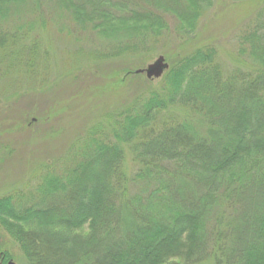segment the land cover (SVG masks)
Masks as SVG:
<instances>
[{
	"label": "trees",
	"instance_id": "16d2710c",
	"mask_svg": "<svg viewBox=\"0 0 264 264\" xmlns=\"http://www.w3.org/2000/svg\"><path fill=\"white\" fill-rule=\"evenodd\" d=\"M28 2L40 9L38 0H0V56L9 50L11 65L24 54L11 46L22 29L5 21ZM51 3L115 42V54L138 56L167 31V17L192 38L212 0ZM237 45L254 71H224L212 47L178 54L156 89L0 197V231L26 264H264V6ZM174 106L186 116L170 115ZM127 153L136 170L126 171ZM3 249L0 264L12 257Z\"/></svg>",
	"mask_w": 264,
	"mask_h": 264
},
{
	"label": "rangeland",
	"instance_id": "374dc122",
	"mask_svg": "<svg viewBox=\"0 0 264 264\" xmlns=\"http://www.w3.org/2000/svg\"><path fill=\"white\" fill-rule=\"evenodd\" d=\"M38 1L40 9L30 1L18 5V10L16 5L5 21L7 28L22 29L11 46L24 54L12 65L9 50L3 56L5 61L0 56V68L9 72L2 75L0 69V197L33 184L39 166L65 158L78 136L105 115L125 108L143 90L156 89L163 76L125 79L126 72L144 69L159 56L169 67L178 54L202 46L215 49L216 61L224 71L234 67L254 71L236 54L237 38L253 22L264 0H212L189 39L177 35V22L167 17V31L153 48L149 46L138 56L115 54V42L72 21L52 0ZM174 108L177 106L170 110ZM169 114L182 117L187 113L178 108ZM124 166L126 171L138 167L129 153ZM0 242V250L6 248L12 256L5 264H26L19 248L2 231Z\"/></svg>",
	"mask_w": 264,
	"mask_h": 264
},
{
	"label": "water",
	"instance_id": "95a60500",
	"mask_svg": "<svg viewBox=\"0 0 264 264\" xmlns=\"http://www.w3.org/2000/svg\"><path fill=\"white\" fill-rule=\"evenodd\" d=\"M167 69L168 64L165 62L162 56H159L151 64L147 65L146 68L137 70L135 74L144 75L148 80L159 79Z\"/></svg>",
	"mask_w": 264,
	"mask_h": 264
}]
</instances>
